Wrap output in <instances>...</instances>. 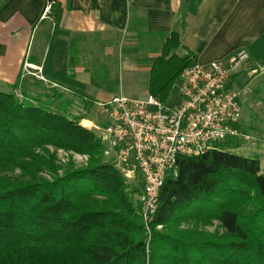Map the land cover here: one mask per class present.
<instances>
[{
  "label": "trees",
  "instance_id": "trees-1",
  "mask_svg": "<svg viewBox=\"0 0 264 264\" xmlns=\"http://www.w3.org/2000/svg\"><path fill=\"white\" fill-rule=\"evenodd\" d=\"M62 13L52 6L49 17L57 25ZM161 38L148 94L166 103L197 57L178 32ZM28 79L0 91V264H264V172L257 157L232 152L242 140L178 158L149 239L142 182L129 183L105 159L104 144L81 125L85 116L68 112L63 94ZM19 89L23 101L14 94ZM75 95L85 111L96 106L85 93ZM50 149L88 156V165L63 169ZM215 223L214 234L204 232Z\"/></svg>",
  "mask_w": 264,
  "mask_h": 264
},
{
  "label": "crops",
  "instance_id": "crops-1",
  "mask_svg": "<svg viewBox=\"0 0 264 264\" xmlns=\"http://www.w3.org/2000/svg\"><path fill=\"white\" fill-rule=\"evenodd\" d=\"M48 2L63 10L57 25L44 14ZM174 31L201 65L248 51L250 64L234 78L235 89L264 62V0H9L0 5V84L12 87L20 76H32L106 102L118 94L104 91L96 75L119 69L122 52L128 71L136 68L127 54L139 55L137 49L152 63L159 56L161 35ZM25 64L32 65V74L25 75ZM150 69L151 64L138 71L149 74ZM260 69L249 85L264 80ZM247 127L242 116L240 129L246 135ZM259 154L264 168V141Z\"/></svg>",
  "mask_w": 264,
  "mask_h": 264
},
{
  "label": "built area",
  "instance_id": "built-area-1",
  "mask_svg": "<svg viewBox=\"0 0 264 264\" xmlns=\"http://www.w3.org/2000/svg\"><path fill=\"white\" fill-rule=\"evenodd\" d=\"M53 4L47 3L45 16L51 15ZM249 64L245 49L226 61L197 63L181 74L166 103L150 94L143 100L118 95L96 103L102 121L97 125L89 122L88 129L98 132L106 159L126 181L142 182L146 226L153 221L165 180L177 176L179 157L206 154L231 139L251 140L240 129V91L232 86ZM31 67L25 64L27 74H32ZM257 73L252 71V75Z\"/></svg>",
  "mask_w": 264,
  "mask_h": 264
},
{
  "label": "rangeland",
  "instance_id": "rangeland-1",
  "mask_svg": "<svg viewBox=\"0 0 264 264\" xmlns=\"http://www.w3.org/2000/svg\"><path fill=\"white\" fill-rule=\"evenodd\" d=\"M124 46V45H123ZM127 47V46H124ZM138 54L128 53L127 54V62H130L133 66V70H127L124 69L123 66L125 64L126 56L122 52L121 54V66L119 69L114 68L113 71L104 72V76L96 75L98 77H95V81L99 82L102 85V89L104 91H110L112 90V93L114 95H122L128 98H134V99H145L148 94V80H149V74L148 73H141L138 71V69H147L150 66V59H148L147 53L138 52ZM134 64V65H133ZM138 71V72H137ZM27 75V73H25ZM252 75L247 81L244 80L242 86L239 88L240 90V97H239V104L241 106L242 110V116L243 120L246 121L249 127L245 129L247 131L248 136H250L251 140L249 143H246V145L243 148H240L238 150H233L232 152L234 154H237L239 156H243L246 158H255L257 157L261 162L263 158L259 154L260 146L262 145V142L264 141V80L260 77L256 79L253 84L249 85V81L253 78ZM29 78V82L31 85H33V79L32 76H26L23 79ZM22 79V80H23ZM46 87V86H45ZM53 87V86H48ZM59 93L64 95V98L66 101H69L67 103V106L65 105V108L68 110L70 114L73 116H85V120L81 122V125L88 129L90 126V123H94V125H97L102 121V118L98 115L97 107L94 106V108L91 111H85L84 105L82 102V98L75 95L72 91H70V87L66 85L61 86H54ZM245 88V91H242V89ZM238 90V89H236ZM238 90V91H239ZM0 91L5 93L12 92L11 87H6L0 84ZM36 91L39 93L41 90L40 88H36ZM15 96L19 100H25L21 89L17 90L15 93ZM105 99H97L98 102H101ZM57 102H60L57 100ZM91 131H93L96 135H98V132L93 128ZM256 139V141H255ZM252 141L254 142V145L257 143V145L252 146ZM253 151H252V150ZM51 153H54L57 157V164L61 166L63 169L67 168L68 165H71L74 169H81L86 168L89 162V157L84 155H79L73 152H65L63 150L55 151L54 149H50ZM106 159V157H105ZM263 167V166H262ZM264 172V168H262ZM139 201L141 202V196H139ZM142 207V205H141ZM140 214L143 215L142 208H140ZM142 222L143 225L146 227L147 234L150 236V228L148 225L146 226L143 216H142ZM148 227V228H147ZM161 229V228H159ZM158 229V230H159ZM219 229L217 223L214 225L208 226L204 228V232L207 234H214Z\"/></svg>",
  "mask_w": 264,
  "mask_h": 264
},
{
  "label": "water",
  "instance_id": "water-1",
  "mask_svg": "<svg viewBox=\"0 0 264 264\" xmlns=\"http://www.w3.org/2000/svg\"><path fill=\"white\" fill-rule=\"evenodd\" d=\"M182 9H183V12L185 13L186 10H187V4L184 3V4L182 5Z\"/></svg>",
  "mask_w": 264,
  "mask_h": 264
}]
</instances>
